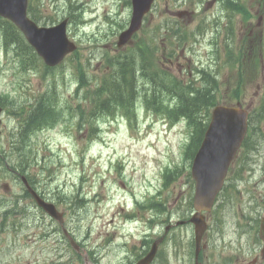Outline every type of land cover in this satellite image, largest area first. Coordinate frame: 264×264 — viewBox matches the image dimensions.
I'll return each mask as SVG.
<instances>
[{
  "label": "rangeland",
  "instance_id": "obj_1",
  "mask_svg": "<svg viewBox=\"0 0 264 264\" xmlns=\"http://www.w3.org/2000/svg\"><path fill=\"white\" fill-rule=\"evenodd\" d=\"M127 1L82 0L80 9L84 11L85 18L90 20L95 11L97 17L84 27L72 25L71 31L75 34L78 46L74 54L56 67L47 68L38 57H26L23 62H32L28 65L29 70H23L15 64L11 54L7 57L3 55L0 44V94L11 92L18 98L12 112L20 111L29 102L26 100L33 97L37 100L43 98L42 105L54 102L59 112L48 127L36 132L28 142L32 149L29 166L25 165V160H21L22 157L13 159L10 153L11 135L18 127L20 117H15L9 111L6 112V120L3 118L1 146L6 149V155L10 154L6 160L10 168H5L3 172L0 167V203L5 205L7 211L16 212L14 204L15 200H19L18 206L27 212L23 219L15 214L6 218L11 222L16 220L17 223L28 222L30 225L27 223L24 229H14L8 221L5 230L2 231L1 228L0 264H129L139 255L144 243L141 240L143 224L130 221L127 219L129 215L139 218L140 210L142 211L140 206L153 198L164 200L174 211L173 221L190 212L189 197L193 182L189 177V160L186 159V153L182 154V148L184 150L188 141L186 137L182 145L183 132H186L184 122H178L171 130H167L168 126L171 127L169 122L161 121L158 118L160 116L143 113L141 110L137 123L144 130L139 135L128 128L123 119L116 117L103 120L101 135L94 140L90 131L88 132L90 126L85 116L87 100L76 93L81 77L84 85H87L88 93L94 90L99 80L107 82L114 79L118 73L115 71L113 56L119 53L126 56L131 50L138 49L134 46L136 42L148 39L149 43L155 44L161 39L165 29L172 28L177 22L194 31L203 8L197 0H159L153 13L145 21L146 31L141 30L128 46L119 48L118 36L128 28L131 20V9ZM245 1L252 4L254 13L264 9V6L255 4L259 0ZM198 2H208L205 15L208 14V21L211 22L216 9L212 4L213 0ZM69 3L67 0H42V13H39L42 21L57 15L55 5L59 8V19L66 17ZM72 3L78 5L76 1ZM182 11L184 15L179 16ZM259 17L252 20L251 30L255 28ZM237 21L239 29L241 22L240 19ZM259 28V38H262L264 19ZM192 43L193 41L188 42L186 47L192 45L195 49L196 46ZM208 49L210 48L206 43L200 47L197 55L199 63H210V56L213 55L212 50L207 52ZM145 62L144 56L138 69L144 67ZM126 81L127 77H122L119 97L127 94L129 86ZM132 86L137 88L132 93L138 99L141 91L136 75ZM254 102L253 98L247 101L248 104ZM82 127L84 131L79 133L78 130ZM254 140L257 147H260V153H251L248 165L256 173L247 176L246 182L240 183L243 188L241 194L224 191L221 198L227 196L229 203L225 209H220V213L216 208L217 212L215 210L210 215L211 228L204 243L209 248L207 254L211 253L213 260L218 258L215 249L222 242L219 234L223 233L228 239L233 233L230 226L236 211L249 212L246 208L249 193L259 199L264 196V139L256 137ZM166 146L169 148L168 154L162 151L167 150ZM174 166L182 168L181 172L174 182L164 185L162 169ZM17 167L25 169L28 175L35 176L38 181L35 185L37 190L58 202V208L64 212V228L79 245L78 250L65 238L64 228L58 222H53L52 225L41 222L50 219L46 216L44 219L43 212L35 202L24 197L23 186L11 171ZM159 191L161 193L158 194ZM147 198L149 199L145 202ZM5 208H1L0 212ZM143 215L146 216V213ZM52 227H56L58 231L43 238ZM158 230L155 227L153 236ZM191 231L193 233L191 226L173 230L169 241L162 245L160 255L172 254L170 264H180L178 260L189 259L190 244L186 240L190 239ZM156 264L168 262L161 257Z\"/></svg>",
  "mask_w": 264,
  "mask_h": 264
},
{
  "label": "water",
  "instance_id": "obj_2",
  "mask_svg": "<svg viewBox=\"0 0 264 264\" xmlns=\"http://www.w3.org/2000/svg\"><path fill=\"white\" fill-rule=\"evenodd\" d=\"M151 0H133L134 17L129 30L125 31L121 36V43L139 27L138 13H142ZM68 46L62 54L71 50ZM244 122L242 119H234L222 122L219 125H213L207 132L206 139L200 149L197 158L194 161L193 175L197 181L196 202L204 207V201H212L217 189L222 185L227 165L234 152L238 147L243 133ZM30 192L34 195L40 205H42L50 214L57 216L55 206L43 201L33 189L29 187ZM210 201V202H211Z\"/></svg>",
  "mask_w": 264,
  "mask_h": 264
},
{
  "label": "trees",
  "instance_id": "obj_3",
  "mask_svg": "<svg viewBox=\"0 0 264 264\" xmlns=\"http://www.w3.org/2000/svg\"><path fill=\"white\" fill-rule=\"evenodd\" d=\"M113 61L117 64L118 67L121 68V66L124 64V62L126 61V59L113 60ZM123 67H124V69H123L124 71H127V72L131 73L132 74L131 76H133V71H134L133 65H131L130 63H128V64L124 65ZM132 87L133 86H132V83L130 81V88H132ZM199 126L201 127V124H199Z\"/></svg>",
  "mask_w": 264,
  "mask_h": 264
}]
</instances>
